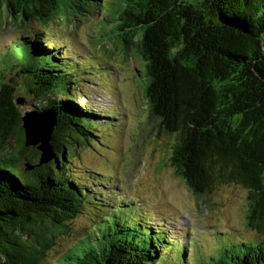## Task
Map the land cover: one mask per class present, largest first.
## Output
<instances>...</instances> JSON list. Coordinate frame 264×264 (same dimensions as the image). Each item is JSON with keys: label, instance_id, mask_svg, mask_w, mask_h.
Returning a JSON list of instances; mask_svg holds the SVG:
<instances>
[{"label": "trees", "instance_id": "16d2710c", "mask_svg": "<svg viewBox=\"0 0 264 264\" xmlns=\"http://www.w3.org/2000/svg\"><path fill=\"white\" fill-rule=\"evenodd\" d=\"M105 1L0 0V31L35 28L33 39L22 34L0 53V264H181V247L190 264V244L176 243L159 220L135 210L157 204L138 192L140 202L110 197L76 164L79 148L103 136L98 119L105 115L80 103L87 98L84 75L78 78L88 68L86 57L74 64L80 48L66 50L57 35L88 15L100 22L94 37H104L102 44L114 35L127 59L141 58L149 117L158 136L171 138V166L192 185L198 213L214 208L212 194L221 186L246 190L241 231L220 234L209 255L190 238L193 264H264L263 247L254 251L251 242L237 240L244 234L249 239L243 240H264V0H119L114 12ZM99 62L116 72L113 63ZM13 72L43 103L38 110L57 111L56 158L48 163L40 165V150L26 145ZM82 214L86 229L67 249L54 248ZM125 232H154L157 258L151 262L136 239L125 244Z\"/></svg>", "mask_w": 264, "mask_h": 264}, {"label": "rangeland", "instance_id": "374dc122", "mask_svg": "<svg viewBox=\"0 0 264 264\" xmlns=\"http://www.w3.org/2000/svg\"><path fill=\"white\" fill-rule=\"evenodd\" d=\"M118 1L106 0L105 7L114 12ZM92 20L91 15L87 19L85 16L77 24L72 20L70 28L73 30H66L64 36L57 35L60 45H63L60 38L64 37L66 40V50H71L73 46L80 48L77 49L78 55L74 57V64L82 63L86 57L84 61L90 72L84 70L81 75L78 74V78L84 75L79 81L87 98L81 97L80 103L90 104L99 114L105 115L98 119L103 136H95L91 144L79 148L76 164H79L81 170H88L85 174H90L91 178L99 181L91 185L110 197L117 194L128 202V199H138L134 194L138 192L148 201L157 204L155 207H148L141 201L143 205H136L135 210L159 220L169 230L171 239L177 240L176 243L183 245L189 242V263L193 264L190 238H196L203 255H209L219 244L217 239L220 234L228 236L241 231L247 209L246 190L235 184L221 186L216 195L212 194L213 200H216L214 208L209 212L204 208L198 213L200 203L192 185L182 180L178 176L179 172L174 171L171 166V138L164 134L158 136V123L149 117L145 95L149 81L146 71L139 73L143 68L141 58L135 54L127 59L121 41L114 35L108 36L106 43L102 44L104 37H94L100 22L98 19ZM57 29L60 30L61 27L58 26ZM34 30L35 28L27 33L10 26L2 29L0 53L22 34L33 39ZM43 35L37 40L46 38V34ZM64 49L65 46H62L56 51L62 52ZM72 53L71 51L70 55ZM99 61L113 63L116 72L109 74L101 68L104 64ZM11 75L18 80L16 96L25 99L24 104H19L23 113L43 105L40 101L35 102L32 94H28L30 84L23 75H17L16 72ZM109 119L115 120L114 128L110 126L113 130L106 127ZM71 224L70 234H61L56 239L54 248L59 251L67 249L73 238L88 226L84 214L75 218ZM240 238L249 239L245 234L239 235L237 240ZM243 239L241 242H251L254 251L264 248V240ZM178 252L181 264H187L184 249L181 247Z\"/></svg>", "mask_w": 264, "mask_h": 264}, {"label": "water", "instance_id": "95a60500", "mask_svg": "<svg viewBox=\"0 0 264 264\" xmlns=\"http://www.w3.org/2000/svg\"><path fill=\"white\" fill-rule=\"evenodd\" d=\"M18 104H24V98L17 99ZM59 117L53 108L38 110L33 108L22 114V125L25 131L26 145L37 147L41 152L39 164L48 163L56 158V152L52 144L54 132L58 127ZM125 244L127 240H137L139 251L149 253V260L153 262L158 256L157 235L154 232L139 233L125 232L120 234ZM119 236V235H118ZM124 242V241H123Z\"/></svg>", "mask_w": 264, "mask_h": 264}, {"label": "flooded vegetation", "instance_id": "af4514ba", "mask_svg": "<svg viewBox=\"0 0 264 264\" xmlns=\"http://www.w3.org/2000/svg\"><path fill=\"white\" fill-rule=\"evenodd\" d=\"M191 173V172H190Z\"/></svg>", "mask_w": 264, "mask_h": 264}]
</instances>
